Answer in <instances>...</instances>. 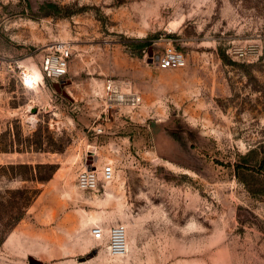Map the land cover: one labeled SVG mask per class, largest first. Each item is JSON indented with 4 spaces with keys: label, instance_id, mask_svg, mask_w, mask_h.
Segmentation results:
<instances>
[{
    "label": "rangeland",
    "instance_id": "obj_1",
    "mask_svg": "<svg viewBox=\"0 0 264 264\" xmlns=\"http://www.w3.org/2000/svg\"><path fill=\"white\" fill-rule=\"evenodd\" d=\"M171 41L186 66L150 61ZM58 42L65 78L25 85ZM0 264H264V0H0Z\"/></svg>",
    "mask_w": 264,
    "mask_h": 264
},
{
    "label": "built area",
    "instance_id": "obj_2",
    "mask_svg": "<svg viewBox=\"0 0 264 264\" xmlns=\"http://www.w3.org/2000/svg\"><path fill=\"white\" fill-rule=\"evenodd\" d=\"M73 53V46L70 42H58L49 46L48 51L42 58L43 75L60 80L68 73L69 59ZM154 62L161 68H182L186 66V58L173 44L169 42L162 53L154 56ZM27 75V73H26ZM25 85L32 86L30 78L24 77ZM38 84V83H37ZM36 84V85H37ZM105 91L112 102L127 104L136 107L140 104L141 98L136 93H124L121 86L113 79H108L105 83ZM102 132V128L97 129ZM116 176V168L112 163L105 166H84L77 174V185L84 191H98L103 183L112 182ZM91 235L98 241H105L108 250L114 255H124L128 250L127 229L124 224H116L105 227L96 223L90 228Z\"/></svg>",
    "mask_w": 264,
    "mask_h": 264
},
{
    "label": "water",
    "instance_id": "obj_3",
    "mask_svg": "<svg viewBox=\"0 0 264 264\" xmlns=\"http://www.w3.org/2000/svg\"><path fill=\"white\" fill-rule=\"evenodd\" d=\"M149 50H150V51H148V54H149V56L151 57V58H150V61H153L154 54L151 53L152 48L150 47ZM69 82H70V81L65 82V80H62V81H60L59 83H54V86L57 88V90H58L60 93L64 94V95L67 96V97H70L69 94H68L66 91H64V90L62 89V87L65 86V84H66V83H69ZM90 159H91V158H90Z\"/></svg>",
    "mask_w": 264,
    "mask_h": 264
},
{
    "label": "bare ground",
    "instance_id": "obj_4",
    "mask_svg": "<svg viewBox=\"0 0 264 264\" xmlns=\"http://www.w3.org/2000/svg\"><path fill=\"white\" fill-rule=\"evenodd\" d=\"M41 74H43V73L40 72L39 74H37V73H35L33 71H28L26 76L28 78H30V80L32 82V86H35L41 80V78H42Z\"/></svg>",
    "mask_w": 264,
    "mask_h": 264
},
{
    "label": "trees",
    "instance_id": "obj_5",
    "mask_svg": "<svg viewBox=\"0 0 264 264\" xmlns=\"http://www.w3.org/2000/svg\"><path fill=\"white\" fill-rule=\"evenodd\" d=\"M20 165H21V166H24V164H20ZM37 166H51V164H48V163H46V164H38ZM39 179H40V180H43V179H47V178L39 177ZM28 200H29V198H28ZM28 203H29V202H25L24 204L21 205V207H26ZM18 220H19V219H17V220L14 222V224H15ZM6 230H7V228H6Z\"/></svg>",
    "mask_w": 264,
    "mask_h": 264
},
{
    "label": "crops",
    "instance_id": "obj_6",
    "mask_svg": "<svg viewBox=\"0 0 264 264\" xmlns=\"http://www.w3.org/2000/svg\"><path fill=\"white\" fill-rule=\"evenodd\" d=\"M160 41L162 42V39Z\"/></svg>",
    "mask_w": 264,
    "mask_h": 264
}]
</instances>
